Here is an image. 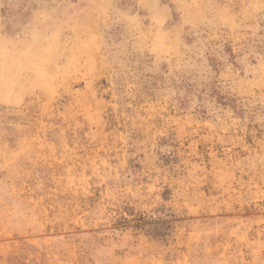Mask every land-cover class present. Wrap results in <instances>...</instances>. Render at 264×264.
<instances>
[{
	"label": "rangeland",
	"instance_id": "obj_1",
	"mask_svg": "<svg viewBox=\"0 0 264 264\" xmlns=\"http://www.w3.org/2000/svg\"><path fill=\"white\" fill-rule=\"evenodd\" d=\"M0 264H264V0H0Z\"/></svg>",
	"mask_w": 264,
	"mask_h": 264
}]
</instances>
